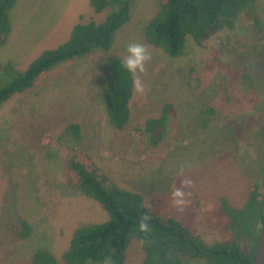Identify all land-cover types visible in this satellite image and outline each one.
<instances>
[{
	"label": "rangeland",
	"instance_id": "1",
	"mask_svg": "<svg viewBox=\"0 0 264 264\" xmlns=\"http://www.w3.org/2000/svg\"><path fill=\"white\" fill-rule=\"evenodd\" d=\"M89 1L17 0L10 12V36L0 47V85L15 76L4 71L7 64L24 70L43 50L64 42L80 18H102L105 13H96ZM131 5L130 21L110 51L59 64L0 110V264H32L39 248L60 257L79 225L107 217L100 202L67 181L68 145L56 136L76 120L83 126L81 147L117 184L152 197L157 212L179 218L206 241L231 237L221 197L242 203L264 164V54L249 60L239 51L264 43V0H257L256 16L242 15L238 26L212 36L206 47L189 37L177 57L144 39L143 28L158 0H131ZM135 42L146 44L152 56L139 74L148 91L145 96L134 94L131 120L117 128L103 98L108 56H125L127 45ZM165 101H173L176 109L164 140L155 145L148 133L133 139L132 131L156 115ZM209 105L218 113L204 126L201 113ZM224 113L230 119L237 114L256 118L240 149L228 141L230 122ZM48 133L52 137L45 143ZM184 180L191 185L182 189L188 195L181 211L173 204L172 192ZM23 219L31 224L26 238L18 234ZM143 254L134 238L125 264H144ZM190 264L204 262L195 259Z\"/></svg>",
	"mask_w": 264,
	"mask_h": 264
},
{
	"label": "trees",
	"instance_id": "2",
	"mask_svg": "<svg viewBox=\"0 0 264 264\" xmlns=\"http://www.w3.org/2000/svg\"><path fill=\"white\" fill-rule=\"evenodd\" d=\"M16 2L0 0V47L10 36V12ZM89 2L96 13L105 15L100 19L80 18L64 42L43 50L26 69L18 71L11 64L4 66V71H13L15 76L0 85V110L16 94L32 89L41 75L59 64L112 49L118 32L130 21L131 0ZM244 14L253 17L258 14L257 0H158L157 9L142 32L146 42L177 57L184 52L189 37L197 45L206 47L212 36L238 26ZM239 51L251 60L264 54V43L242 46ZM123 57L118 53L108 56L110 73L103 92L109 120L117 128H124L131 120L134 97L132 77L121 64ZM244 70L248 76V67ZM235 73L232 70V76ZM175 109L173 101L162 103L156 115L149 116L132 131V138L148 133L153 144L162 142ZM215 113L218 110L214 105L202 110L204 126ZM224 117L230 122L228 141L240 149L247 142V133L254 128L256 118L237 114V118L230 119L226 113ZM258 124L253 130L256 134L261 130L260 119ZM51 137L48 133L45 143ZM56 138L68 145V183L100 202L108 214L103 220L79 225L60 257L49 248L36 249L32 264H61L62 260L67 264H125L134 238L141 243L144 264H190L195 259L203 260L204 264H254L264 217V164L242 203H231L227 197H221L220 210L229 219L227 231L231 237L213 243L179 218L157 212L152 197L124 188L111 179L93 154L81 147L83 126L80 121L66 123ZM143 215L151 217L149 232L139 230ZM17 227L20 238L31 233V224L25 219L19 221Z\"/></svg>",
	"mask_w": 264,
	"mask_h": 264
},
{
	"label": "clouds",
	"instance_id": "3",
	"mask_svg": "<svg viewBox=\"0 0 264 264\" xmlns=\"http://www.w3.org/2000/svg\"><path fill=\"white\" fill-rule=\"evenodd\" d=\"M152 56L149 52L148 46L143 43L135 42L130 43L126 47V55L122 58V66L130 73L132 77V89L134 94L138 96H145L148 91L147 85L141 79L139 74L146 70V64L150 62ZM191 185L190 180L182 181V187L176 188L172 192L173 204L178 210H183V206L187 201L184 199L188 193L183 191L184 187ZM150 215H143L139 223V230L141 232L150 231Z\"/></svg>",
	"mask_w": 264,
	"mask_h": 264
},
{
	"label": "water",
	"instance_id": "4",
	"mask_svg": "<svg viewBox=\"0 0 264 264\" xmlns=\"http://www.w3.org/2000/svg\"><path fill=\"white\" fill-rule=\"evenodd\" d=\"M254 264H264V217L261 223L260 236L256 247Z\"/></svg>",
	"mask_w": 264,
	"mask_h": 264
}]
</instances>
